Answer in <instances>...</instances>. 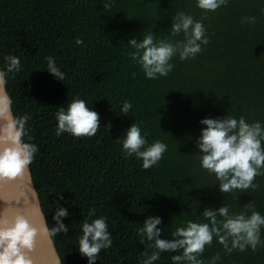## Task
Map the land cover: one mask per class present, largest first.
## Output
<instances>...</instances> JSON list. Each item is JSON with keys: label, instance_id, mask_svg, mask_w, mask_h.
Returning <instances> with one entry per match:
<instances>
[{"label": "trees", "instance_id": "trees-1", "mask_svg": "<svg viewBox=\"0 0 264 264\" xmlns=\"http://www.w3.org/2000/svg\"><path fill=\"white\" fill-rule=\"evenodd\" d=\"M105 2L0 0V68L5 55L21 60L22 70L15 79L9 76L6 91L12 112L31 117L32 140L25 141L38 147L30 172L47 225L56 226L58 204L69 212L63 220L69 232L52 237L62 264H88L78 239L93 207L90 219L107 217L113 240L96 264H140L146 249L137 231L149 216L161 217V238L172 239L189 220L207 222L201 213L208 207L229 205L239 213L252 201L264 215V176L255 178V191L225 197L215 176L201 169L195 144L205 118L230 114L264 125V0H229L208 13L196 0H112L109 10ZM177 10L201 21L210 43L194 59L175 57L167 77L147 79L127 55L128 42L149 31L157 40L168 37ZM244 17H255V23L242 22ZM48 56L65 80L48 73ZM77 97L99 113L101 126L93 137H57L55 113ZM125 101L132 104L127 116L121 112ZM135 122L149 144L168 146L159 165L148 170L135 156L126 159L117 142ZM218 252L217 264H264V247L225 254L215 238L200 258L207 262ZM177 254L162 253L154 264H173Z\"/></svg>", "mask_w": 264, "mask_h": 264}, {"label": "clouds", "instance_id": "clouds-1", "mask_svg": "<svg viewBox=\"0 0 264 264\" xmlns=\"http://www.w3.org/2000/svg\"><path fill=\"white\" fill-rule=\"evenodd\" d=\"M228 3L229 0H196L195 6L208 13L226 7ZM111 7L112 0H106L104 8L109 10ZM170 20L168 37L157 40L153 32L149 31L142 39L133 38L128 42L132 51L127 55L140 66L147 79L167 77L175 68L171 63L175 57L178 56L180 61L194 59L203 51L202 45L210 43L204 24L193 15L177 10ZM242 22L255 23V17H244ZM76 43L81 45L83 41L77 38ZM45 59L48 73L58 81L65 80V73L57 66L55 58L48 56ZM3 60L5 67L0 68V183H12L26 173L30 175V166L38 147L25 141V137L28 141L32 140L27 127L30 115L16 116L12 112V99L6 93L9 76L15 79L16 74L22 70L21 60L11 54L5 55ZM132 75L135 78L136 74ZM131 109L132 104L125 101L121 112L127 116ZM55 118L57 137L64 133L75 138L93 137L101 126L99 113L89 108L86 101L79 97L73 99L67 109L60 107ZM199 123L205 126L195 140L200 167L208 175L215 176L219 191L226 197L237 190L247 192L259 188V184L254 181L257 176H264V125L258 121L248 123L243 116L237 119L230 114L205 118ZM106 128L110 129L111 124ZM117 142L122 144V153L126 159L135 156L142 160L143 170L158 166L168 150L167 144L160 140L149 144L147 133L142 134L136 122ZM35 193L33 189V195ZM58 197L59 200L64 199L62 195L58 194ZM201 214L207 222L189 220L186 226L177 227L172 232V239L161 238L163 229L158 227L162 224L161 217L146 218L137 231L139 243L146 249L140 264H154L165 252L181 253L171 257L173 264H217L221 260L219 252L207 262L200 258L205 247L212 245L214 238L223 246L225 254L235 250L243 252L249 247L252 251L264 247V239L261 238L264 215L256 210L254 202L244 204L239 213L231 212L229 205H222L217 209L205 208ZM95 215L96 209H89V219L82 221V236L78 239L79 254L87 258L88 264H96L100 252L113 244L107 217L90 219ZM40 216L43 223L37 227L23 209L17 211L11 219L0 214V264H36L32 253L36 250L39 237L51 241L52 237L69 232L63 222L69 212L59 204L53 216L56 226L47 225L42 211Z\"/></svg>", "mask_w": 264, "mask_h": 264}, {"label": "water", "instance_id": "water-1", "mask_svg": "<svg viewBox=\"0 0 264 264\" xmlns=\"http://www.w3.org/2000/svg\"><path fill=\"white\" fill-rule=\"evenodd\" d=\"M33 189L36 191L31 172L30 175L26 173L15 182L0 183V214L7 215L11 219L17 211L23 209L29 219L37 227H40L43 223L40 216L42 208L38 193L36 191L33 195ZM32 257L36 264H60L61 262L53 240L50 241L43 236L38 238L37 247L32 253Z\"/></svg>", "mask_w": 264, "mask_h": 264}]
</instances>
